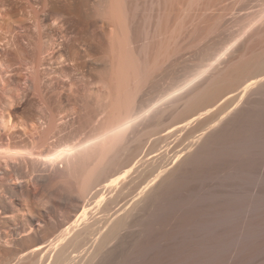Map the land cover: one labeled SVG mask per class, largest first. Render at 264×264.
<instances>
[{
  "label": "rangeland",
  "instance_id": "1",
  "mask_svg": "<svg viewBox=\"0 0 264 264\" xmlns=\"http://www.w3.org/2000/svg\"><path fill=\"white\" fill-rule=\"evenodd\" d=\"M263 15L264 0H0V140L11 138L15 147H23L16 135L26 133L25 139L38 144V137L50 129L55 133L48 137L62 134L63 142L79 146L72 159L60 163L63 166L37 159L0 174V264H52L54 250L18 256L57 234L86 196L91 204L88 220L102 218L101 224L107 213L95 205L97 196L115 193L102 189V182L139 151L163 154L162 162H170L173 152L187 144L190 127L165 138L166 131L201 108L196 97L203 90L219 83L218 99L238 86L245 59L249 62L264 48ZM116 92L126 113L141 114L101 159L90 139L113 118ZM147 108L148 113L141 112ZM197 129L193 135L200 133ZM100 159L103 172L91 184L98 189L93 187L84 198V174ZM73 163L77 171L71 169ZM259 167L264 174V161ZM13 174L21 181H6ZM125 200L119 198L109 214ZM147 205L138 206L130 227L103 248L108 250L105 256H96L90 264H189L176 260L178 248L188 245L182 230L189 211L174 214L180 233L171 228L172 221L163 225L173 231L164 226L154 231L141 213ZM171 211L175 209L165 215ZM145 229L154 235L144 239ZM74 247L71 244L68 252ZM78 254L72 252L74 260L67 264H81L76 262Z\"/></svg>",
  "mask_w": 264,
  "mask_h": 264
},
{
  "label": "bare ground",
  "instance_id": "2",
  "mask_svg": "<svg viewBox=\"0 0 264 264\" xmlns=\"http://www.w3.org/2000/svg\"><path fill=\"white\" fill-rule=\"evenodd\" d=\"M263 19L261 18L259 22ZM255 56L251 58L254 59L252 61L248 58L251 62L245 59L243 68L246 71L241 75V70L240 76L237 73L240 77L237 80L240 83L236 88L226 91L216 99L222 86L219 83L216 86L213 84L212 88L210 86V89L203 90L201 96L197 93L200 99L197 96L198 101H196L197 104H201H199L201 108L196 106L199 109L195 112L186 114L188 116L176 121L177 123L174 122L176 123L174 126L171 124L172 127L170 126L171 129L166 131L165 138L190 128L186 132V137L183 136L188 139L187 144L179 148L180 150H175L173 156L169 155L170 162H162L165 157L162 156L163 154H159L162 159L159 155H155L154 151H144V155L139 151L131 159L127 158L129 160L124 163L120 171L118 169L113 176L106 177L107 179L102 182V189L110 188L115 193L107 198L104 196L106 194H100L101 191L98 193L100 195L97 196L95 205L102 207L101 210L107 213V217L99 224L102 218L94 219L95 221H89L87 218L91 204L88 203V196L85 198V193L88 195L93 187L94 190L98 189V185L91 187V184L103 172L104 163H101V157L106 149L116 142L141 114L126 113L124 104H121L123 103L121 93L116 92V100L112 105L113 118L107 120V124L90 139L92 145H98L97 151L101 159L100 163L98 162L93 169L84 174L81 191L85 199L80 210L52 238H48L27 252H22L18 257L22 259L29 252L37 254V251L38 254L42 252L40 256H43V253L54 250L52 264H67L74 260L71 253L75 251L79 253V260L77 259L76 262L90 264L96 256L106 255L108 250L103 248L112 239H117L123 229L130 227L132 215L138 210V206L148 202L141 213L149 222L147 228L155 229L154 231L163 227L164 221H166L165 225L172 221L171 228L180 233L182 228L179 225L175 226L179 217L176 218L174 214L177 215V210L189 211L185 231L182 230L188 245L184 249L177 247L179 253H176V257L177 254L179 255L176 260L179 263L264 264V174L258 169L259 164L264 161V48ZM210 101L212 104L202 105ZM150 110L147 108L141 112L148 113ZM192 123L194 126L191 127ZM197 127L200 133L196 136L193 133ZM21 129L22 127L18 131L21 132ZM49 132L46 136L44 134L46 138L38 137V144L34 140L25 139L26 133L24 138L23 134L17 132V138L25 143L23 147H15L11 138L0 140V174L3 176L11 171L16 163L28 164L38 159L50 165L63 166L61 162L72 159L79 146L72 142H63L62 134L48 137ZM147 155L150 156L145 159ZM86 159L87 157H83L82 162ZM171 162L172 165L167 167ZM78 168V164H71L73 171H77ZM259 168L262 169L261 166ZM6 181L18 183L21 179L13 174ZM191 181L198 182L190 186L188 183ZM119 198L128 200L110 215L112 205L118 204ZM170 209L175 211L165 215ZM168 226H164V229ZM172 229L169 228L170 231H173ZM30 230L31 227L23 234L29 233ZM169 230L167 229V232ZM148 234L145 229L143 238L145 236L148 238L151 232L149 236ZM157 238L156 236L155 239ZM71 244L76 248L74 247L69 253ZM87 245L91 249L85 250ZM29 264H34V261L31 260Z\"/></svg>",
  "mask_w": 264,
  "mask_h": 264
}]
</instances>
